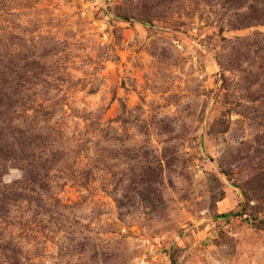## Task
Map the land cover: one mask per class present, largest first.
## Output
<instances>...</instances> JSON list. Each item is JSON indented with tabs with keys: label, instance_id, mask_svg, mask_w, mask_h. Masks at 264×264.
Masks as SVG:
<instances>
[{
	"label": "rangeland",
	"instance_id": "rangeland-1",
	"mask_svg": "<svg viewBox=\"0 0 264 264\" xmlns=\"http://www.w3.org/2000/svg\"><path fill=\"white\" fill-rule=\"evenodd\" d=\"M10 78L0 264H264V0H0Z\"/></svg>",
	"mask_w": 264,
	"mask_h": 264
},
{
	"label": "trees",
	"instance_id": "trees-1",
	"mask_svg": "<svg viewBox=\"0 0 264 264\" xmlns=\"http://www.w3.org/2000/svg\"><path fill=\"white\" fill-rule=\"evenodd\" d=\"M16 61V62H15ZM13 62V63H12ZM37 62L29 60V55L21 54V53H13L10 54V58L8 60V64L3 65L4 69H8L11 73H15L17 77V82L22 79H29L32 74L31 73L34 64ZM11 64H14V67H11ZM15 68V69H14ZM7 73V72H5ZM9 73V72H8ZM15 83L14 80L1 79L0 80V120L2 117L8 114L9 109L13 106L14 97L20 93V84ZM11 84V85H10ZM25 131H21V135L19 136H11L10 134H6V137L0 133V162L3 165H6L10 160H19V159H30L32 161V150L29 148V145L25 144L27 141L25 140L24 133ZM35 162V161H34ZM35 165V164H34ZM39 174L37 178L31 179V181L37 183ZM27 180V177H26ZM29 180V178H28ZM42 186V184H41ZM14 188V187H11ZM17 190V188H15ZM12 190V191H16ZM229 213H222L220 217H228Z\"/></svg>",
	"mask_w": 264,
	"mask_h": 264
}]
</instances>
